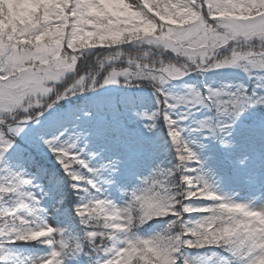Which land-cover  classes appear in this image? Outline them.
I'll return each instance as SVG.
<instances>
[{
	"label": "snow or ice",
	"instance_id": "obj_1",
	"mask_svg": "<svg viewBox=\"0 0 264 264\" xmlns=\"http://www.w3.org/2000/svg\"><path fill=\"white\" fill-rule=\"evenodd\" d=\"M0 264H264V0H0Z\"/></svg>",
	"mask_w": 264,
	"mask_h": 264
},
{
	"label": "rangeland",
	"instance_id": "obj_2",
	"mask_svg": "<svg viewBox=\"0 0 264 264\" xmlns=\"http://www.w3.org/2000/svg\"><path fill=\"white\" fill-rule=\"evenodd\" d=\"M94 59H95V58H94ZM116 66H117L118 68H119V67H126V64H118V65H116ZM107 70H110V69H106V71H107ZM106 71H105V74H106Z\"/></svg>",
	"mask_w": 264,
	"mask_h": 264
}]
</instances>
